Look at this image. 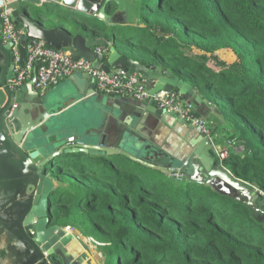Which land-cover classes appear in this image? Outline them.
<instances>
[{
	"label": "trees",
	"instance_id": "trees-1",
	"mask_svg": "<svg viewBox=\"0 0 264 264\" xmlns=\"http://www.w3.org/2000/svg\"><path fill=\"white\" fill-rule=\"evenodd\" d=\"M126 8L134 24L112 45L181 76L217 108L225 142L242 147L239 156L229 145L223 166L264 194V0H126ZM74 25L73 35L102 28ZM222 49L236 61H221ZM48 176L57 184L52 223L92 239L99 264H264V197L256 211L121 155L61 157Z\"/></svg>",
	"mask_w": 264,
	"mask_h": 264
},
{
	"label": "water",
	"instance_id": "water-1",
	"mask_svg": "<svg viewBox=\"0 0 264 264\" xmlns=\"http://www.w3.org/2000/svg\"><path fill=\"white\" fill-rule=\"evenodd\" d=\"M125 1L10 0L7 8L11 10L12 22L23 33L24 43L28 40H40L57 50L68 49L73 59L83 58L105 73L122 70L128 75L138 74L145 81L150 95L159 91L178 93L195 113L204 117L208 108L207 101L194 87L178 76L162 74L154 66L142 65L127 58L115 47L109 48L104 39H86L79 33L72 36L62 29H45L38 22L49 19L54 10H59L64 16L77 18L74 21L76 23L83 21V25L90 26V29L96 24L89 25L84 21L95 20L104 26V29L98 27V31L109 32L115 44L118 39V30L116 31L115 27L129 25L119 19L126 10ZM111 4H114L116 9L108 14L107 10ZM95 47L109 51L106 62L95 56L92 51ZM19 51L17 65L21 66L24 61L23 45ZM0 55L4 60L0 65V149L11 151L12 168L24 177L25 186L19 193L18 201L12 206L11 213L15 216L13 226L19 230L31 249L35 263H95L87 254L88 249L81 235L53 224L49 217L51 194L55 185L48 176V171L52 169L58 157L77 154L121 155L166 175L181 174L190 182L209 185L219 194L243 201L256 211L259 210L256 201L261 198V194L235 179L218 159L212 156L213 140L209 137L200 134V138L192 143L194 149L184 159L178 160L162 151L146 134L139 133L144 126L151 123L150 114L163 122H167L171 117L177 118L156 108L152 100L140 102L118 96L130 100H112L121 107L117 117L123 126L117 138L111 143L110 138L106 140L104 135L99 138L95 136L98 139L96 141L87 136L88 141H85L82 134L86 129L85 123L73 119L70 111L76 108L73 104L81 97L95 94L94 79L86 74L73 73L69 79L74 83L76 90L67 91L61 97H56L55 94L40 96L31 83L12 90L9 82L14 77L12 69L16 63L10 53V46L0 42ZM10 62L12 67L8 69ZM177 119L184 124L182 119ZM239 142L240 139H236L232 147Z\"/></svg>",
	"mask_w": 264,
	"mask_h": 264
},
{
	"label": "crops",
	"instance_id": "crops-1",
	"mask_svg": "<svg viewBox=\"0 0 264 264\" xmlns=\"http://www.w3.org/2000/svg\"><path fill=\"white\" fill-rule=\"evenodd\" d=\"M69 18L71 17L63 16V20H65L66 22L60 20L50 21L49 19L38 22L45 29L57 28L71 34L72 30L75 29V25L67 24ZM119 19L121 21H126L127 23H129V25L127 26H130L133 22V18H130L129 13H127L126 10L122 15L119 16ZM84 22H88L89 25H92L94 23V20ZM78 24L83 25V21H79ZM94 24H98V22H95ZM101 26L104 29V26L102 24ZM116 29L117 28L115 27V30ZM76 32V34H78V29L76 30ZM106 33L107 36L112 39V35L109 32ZM71 35L75 36L73 34ZM83 37L86 39L106 40L105 33L102 31H100L98 34H95L94 36L88 34L87 36ZM112 42L113 39L111 41H107L109 48L114 47L112 45ZM94 49L95 48L92 49L93 52ZM62 50L68 52V49ZM108 55L109 51L106 50L105 56L107 59ZM217 56L221 61L227 64H231L236 61V56L230 49L220 50L217 53ZM208 65L213 69H216L211 64ZM158 70L163 74L160 69ZM167 75L178 76L168 73ZM178 77L184 82L188 83L181 76ZM74 89L76 90L74 83L70 81L69 78H67L60 82L57 87L49 88L43 94H39L40 96L55 94L56 97H61L63 93ZM94 91V95L81 97L80 100L75 102L73 106H75L76 108L71 110L70 112H72L73 119L85 123L84 126L86 129L82 133L85 141H88L86 138L87 136L90 138V140L96 141L98 139L95 136H98L99 138L104 135L106 140L107 138H110V142L113 143L114 139H116L119 135L123 124H121L120 120L117 117V114H119L118 110L121 107L119 106V104L112 102V100H118V102H120L121 100L129 101L130 99L118 96L113 97L102 95L98 93L95 88ZM139 104L141 103L139 102ZM149 116L152 118L151 123L147 126H144L139 131V133L146 134L148 138L150 140H153L157 144V146L166 154L171 157L177 158L178 160H182L188 155V153H190L194 149V146L192 144L193 141L200 138V133L198 130L188 127L185 123L182 124L177 118L171 117L167 119V122H163L160 118H157L154 115L152 116L150 114ZM203 118L208 121V124L210 125L212 130L217 131L220 135L225 136L224 131L226 129L222 128V126H224V123L221 120V116L217 108L208 103V108ZM230 143L231 142H226L225 146L215 145L218 148H226L230 145ZM239 144L240 142L236 144L238 146L235 145L234 147H232L231 143L230 146L233 152L240 156L242 153V147L239 146ZM39 148L40 150H42V146H40ZM12 158L13 155L11 151H4L0 149V264H39L35 263L32 260L33 256L31 253V249L25 243L19 230L13 226L15 216H13V214L11 213V208L14 203L18 201L19 193L23 190L25 184L24 177L21 175V173L12 168ZM54 185L56 186L57 184L54 182ZM82 238L81 239L83 243L88 249L86 252L91 258L92 262H95L94 264H99L98 257H96L100 256L97 255L99 254L97 252V248L93 246L90 241H88V239L84 237Z\"/></svg>",
	"mask_w": 264,
	"mask_h": 264
},
{
	"label": "built area",
	"instance_id": "built-area-1",
	"mask_svg": "<svg viewBox=\"0 0 264 264\" xmlns=\"http://www.w3.org/2000/svg\"><path fill=\"white\" fill-rule=\"evenodd\" d=\"M9 1L0 0V39L1 43L10 46V53L16 63L14 77L9 82L12 90L31 83L36 92L43 94L73 73L86 74L94 79V88L98 93L106 96L129 97L140 102L152 100L156 108L182 119L188 127L198 130L203 136L212 138V129L208 121L196 115L178 93L159 91L150 95L145 81L138 74L128 75L122 70L105 73L93 67L91 62L83 58L73 59L67 51L49 47L43 41L28 40L24 43L22 31L12 22L11 10L7 8ZM21 45L24 48V61L21 66H18ZM105 53L102 47L94 49V54L99 59H103ZM228 148L229 146L218 148L214 141L212 142L213 153L221 165H223L222 160L229 155ZM172 176L176 179L182 177L181 174ZM253 189L259 192L256 188ZM259 193L261 197H264L263 193ZM66 228L73 230L70 227ZM90 242L93 245L96 244L92 239Z\"/></svg>",
	"mask_w": 264,
	"mask_h": 264
},
{
	"label": "rangeland",
	"instance_id": "rangeland-1",
	"mask_svg": "<svg viewBox=\"0 0 264 264\" xmlns=\"http://www.w3.org/2000/svg\"><path fill=\"white\" fill-rule=\"evenodd\" d=\"M130 15V18H134V16H133V14L132 13H130L129 14ZM63 16H64V14H62L61 12H59V10L57 11V10H54L53 12H51V14H50V16H49V20L50 21H52V20H60V21H65V20H63ZM69 21H67V24L68 25H74V21H76L77 20V18H74V17H71V18H69L68 19ZM66 22V21H65ZM94 23H95V20H94ZM93 23V24H94ZM116 28H117V30H118V33H117V36H118V39L117 40H119V38H121L122 36H123V34L125 33V28H126V26H122V27H119V26H116ZM237 124H238V122H237ZM222 128H225L224 126H222ZM224 133H225V135H226V130L224 131ZM211 139H213V141H214V143L216 144V145H219V146H225L226 145V142H225V136L224 135H220L217 131H213V134H212V138ZM238 139V138H237ZM236 140V139H235ZM234 142V140H232V142L231 143H233ZM231 143H230V145H231ZM59 160H61V157H58V158H56L55 159V161H54V163H57ZM119 163L121 162V161H118ZM134 163V162H133ZM130 165H131V167L132 168H136V166H134V164H132V163H129ZM150 169V168H149ZM72 232H75V233H78V232H76V231H73L72 230ZM79 234V233H78ZM79 235H81V234H79ZM82 236V235H81ZM83 237V236H82ZM84 238H86V237H84ZM86 239H88V241H90L89 240V238H86ZM91 243V242H90ZM92 244V243H91ZM93 245V244H92ZM93 246H95V245H93ZM96 247V246H95ZM97 255H99V254H97ZM96 257H99V256H96Z\"/></svg>",
	"mask_w": 264,
	"mask_h": 264
},
{
	"label": "flooded vegetation",
	"instance_id": "flooded-vegetation-1",
	"mask_svg": "<svg viewBox=\"0 0 264 264\" xmlns=\"http://www.w3.org/2000/svg\"><path fill=\"white\" fill-rule=\"evenodd\" d=\"M0 42H1V39H0ZM3 59H2V57H1V55H0V65L3 63ZM15 66L16 65H14V68L12 69L13 70V73H14V71H15ZM11 67H12V63L10 62L8 65H7V68L8 69H11Z\"/></svg>",
	"mask_w": 264,
	"mask_h": 264
}]
</instances>
